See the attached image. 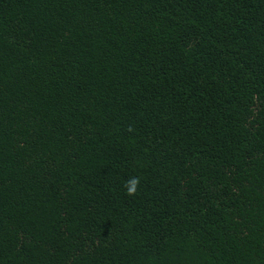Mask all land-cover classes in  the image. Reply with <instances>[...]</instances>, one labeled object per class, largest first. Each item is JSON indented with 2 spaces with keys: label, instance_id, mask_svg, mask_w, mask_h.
<instances>
[{
  "label": "trees",
  "instance_id": "16d2710c",
  "mask_svg": "<svg viewBox=\"0 0 264 264\" xmlns=\"http://www.w3.org/2000/svg\"><path fill=\"white\" fill-rule=\"evenodd\" d=\"M0 264H264V0H0Z\"/></svg>",
  "mask_w": 264,
  "mask_h": 264
},
{
  "label": "clouds",
  "instance_id": "9594fccd",
  "mask_svg": "<svg viewBox=\"0 0 264 264\" xmlns=\"http://www.w3.org/2000/svg\"><path fill=\"white\" fill-rule=\"evenodd\" d=\"M139 185H140L139 177H130L124 183L126 194L129 196L135 195L138 191Z\"/></svg>",
  "mask_w": 264,
  "mask_h": 264
}]
</instances>
